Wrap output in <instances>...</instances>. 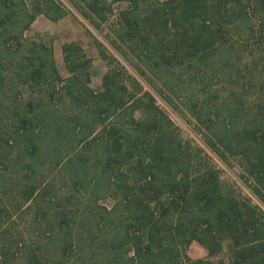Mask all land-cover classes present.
Returning a JSON list of instances; mask_svg holds the SVG:
<instances>
[{
	"label": "rangeland",
	"instance_id": "obj_1",
	"mask_svg": "<svg viewBox=\"0 0 264 264\" xmlns=\"http://www.w3.org/2000/svg\"><path fill=\"white\" fill-rule=\"evenodd\" d=\"M156 1L166 0H151ZM107 2L106 11L111 7L113 12L108 10V19L99 32L83 15L90 12L82 0H0V17L6 12L13 14L11 22L0 26V34L15 36L24 32L25 38L22 45L12 38L11 49L3 50L0 45V61H4L0 63V264H105L116 256L123 263V259L134 255L130 250L134 240L126 233L129 216L123 190H139L136 179L145 176L140 168L149 162V154L142 150L143 163L135 156L118 165L117 151L107 148L105 138L91 144L92 135L80 142V132H69L72 124L63 125L64 138L71 136L70 141L59 140L43 123L36 128H22L23 119L34 117L39 110L46 113L53 108L51 112L60 123L61 117L64 121L66 118L59 111H71L61 96V83L56 84L59 93L51 100L47 89L52 84L48 79L37 84L17 74L35 69L33 62L37 63V56L44 53L42 46L52 47V57L65 78L70 72L63 46L79 45L91 58L87 68L95 89L102 86L105 74L114 69L134 91L128 78L133 76L153 99L152 109L143 108L136 112V117L146 128V123L158 121L157 129L148 131L142 146L159 142L168 156L183 155L197 164L216 167L224 185L264 208L253 191V181L242 175L246 160L241 154L228 152V164L221 157L219 143L216 148L209 144L206 126L211 125L208 115L226 116L234 112L238 116L228 123L230 126L261 135L264 46L258 51L255 46L258 40L264 42V3L256 5L245 0L246 12L234 14L236 25L227 27V45L208 62H194L203 68L198 75L195 66L187 65L184 69L181 62H176L171 75L163 70L147 72L151 79L147 82L110 42L114 15L127 1ZM33 14L35 20L23 31V25ZM144 99L148 100L147 96ZM116 119L111 117L108 125H114ZM225 129L221 132L226 134ZM152 195L160 196L151 204L155 215L160 216L163 205L158 202L163 203L167 194L155 191ZM114 240L123 243L116 245L120 251L111 245ZM192 243L186 250L190 260H183V264L202 260L189 256ZM221 254L228 259L227 250ZM221 254L214 256V263H220Z\"/></svg>",
	"mask_w": 264,
	"mask_h": 264
},
{
	"label": "trees",
	"instance_id": "obj_2",
	"mask_svg": "<svg viewBox=\"0 0 264 264\" xmlns=\"http://www.w3.org/2000/svg\"><path fill=\"white\" fill-rule=\"evenodd\" d=\"M82 1L90 12L83 15L101 32L102 24L108 19V10L113 12V9L108 7L106 11L107 0ZM126 1L127 4L114 15L110 42L147 82H151L148 73L163 70L171 75L176 62H181L184 69L187 65L188 68L195 66L198 75L203 68L194 62H208L227 45L230 32L227 27L236 25L232 16L246 12L247 6L245 0ZM248 1H254L256 5L264 3V0ZM12 18L13 14L6 12L0 17V26L11 22ZM35 18V14L29 17L23 31ZM12 38L22 45L24 32L15 36L0 34L3 50L12 48ZM262 46L264 42L258 40L255 50L262 49ZM41 48L44 53L37 56V63L33 62L35 69H25L17 74L25 80L31 78L37 84L48 79L47 82L52 84L47 89L51 100L59 93L56 86L61 83V96L71 111L58 110L66 118L64 121V116L61 117L63 123H60L51 112L53 108L46 113L39 110L34 117L23 119L22 128H36L43 123L59 140L70 141L71 136L64 138L63 125L72 124L69 132H80V142L92 135L91 144L105 138L107 148L117 151L118 165L135 156L143 163V151L149 154V162L140 168L145 176L136 179L140 183L139 190L134 193L131 188L123 190L129 216L126 233L134 240L130 249L134 255L122 258L123 263L119 256L111 257L105 264H183V260H190L186 250L193 241L203 245L209 256L227 250L228 264H264V208L231 186L224 185L216 167L202 162L197 164L183 155L168 156L159 142L152 145L147 142L142 146L148 139V131L157 129L158 121L146 123V128L136 117L137 111L152 109L153 99L133 76L128 75V78L134 84V91L114 69L105 74L102 86L95 89L90 84V68H87L91 58L79 45L66 43L63 46L70 72L65 78L61 77L52 57V47ZM0 63L4 64V61ZM145 96L148 100L144 99ZM237 116L234 112L226 116L208 115L211 124L206 125L209 144L216 148L219 143V152L225 161L228 160V152L243 156L246 161L242 175L253 181V191L264 203V128L259 137L253 130L242 128L238 131L228 124ZM111 117L117 118L114 125H108ZM223 128H226V134L221 132ZM155 191L167 194L163 203L158 202L163 205L160 216L155 215L151 205L160 197L152 195ZM111 245L115 251H120L116 245L122 246L123 243L114 240ZM196 262L202 264V260ZM220 264H225V261L222 259Z\"/></svg>",
	"mask_w": 264,
	"mask_h": 264
},
{
	"label": "crops",
	"instance_id": "obj_3",
	"mask_svg": "<svg viewBox=\"0 0 264 264\" xmlns=\"http://www.w3.org/2000/svg\"><path fill=\"white\" fill-rule=\"evenodd\" d=\"M189 256L191 258H197V259H202L204 262L202 264H220V263H214V256H209L207 249L201 245L198 242H193L192 245L190 246V251H189ZM221 258L225 261V264H228V259L225 257V255L221 254ZM207 262V263H206Z\"/></svg>",
	"mask_w": 264,
	"mask_h": 264
}]
</instances>
